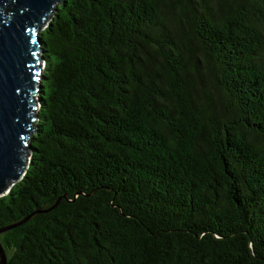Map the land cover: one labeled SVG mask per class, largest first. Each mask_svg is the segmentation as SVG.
Segmentation results:
<instances>
[{"label":"trees","instance_id":"trees-1","mask_svg":"<svg viewBox=\"0 0 264 264\" xmlns=\"http://www.w3.org/2000/svg\"><path fill=\"white\" fill-rule=\"evenodd\" d=\"M5 264H264V0H61Z\"/></svg>","mask_w":264,"mask_h":264},{"label":"water","instance_id":"water-1","mask_svg":"<svg viewBox=\"0 0 264 264\" xmlns=\"http://www.w3.org/2000/svg\"><path fill=\"white\" fill-rule=\"evenodd\" d=\"M60 1L0 0V197L27 167L41 74L38 32Z\"/></svg>","mask_w":264,"mask_h":264},{"label":"rangeland","instance_id":"rangeland-1","mask_svg":"<svg viewBox=\"0 0 264 264\" xmlns=\"http://www.w3.org/2000/svg\"><path fill=\"white\" fill-rule=\"evenodd\" d=\"M39 31H41V29L39 30ZM39 33V32H38ZM36 96V95H35Z\"/></svg>","mask_w":264,"mask_h":264}]
</instances>
